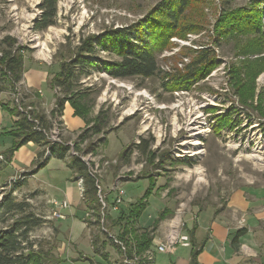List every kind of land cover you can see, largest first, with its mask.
<instances>
[{"label": "rangeland", "instance_id": "1", "mask_svg": "<svg viewBox=\"0 0 264 264\" xmlns=\"http://www.w3.org/2000/svg\"><path fill=\"white\" fill-rule=\"evenodd\" d=\"M42 1L0 0V41L9 37L12 51L23 57L19 81L0 71V107L6 108L0 109V201L9 194L28 204L23 214L41 219L29 234L39 253L33 264H123L128 250L132 254L136 248L128 238L130 229L125 236L129 244L119 237L124 230L116 217L132 207L150 179L153 192L135 232L150 230L153 241L181 232L184 221H195L201 211L214 212V223L228 232L246 225L241 221L247 215L264 211V0H190L170 36L161 38L163 43L157 37L160 44L152 51L159 70L145 78L112 77L109 63L120 57L112 46L97 44L98 39L116 28L145 23L149 16L151 23L171 24L155 11L167 0H57L54 24L36 29ZM156 31L165 35L156 27L148 29L151 38ZM89 37L94 50L79 52ZM203 51L210 54L206 64L196 60ZM79 58L90 62L76 64L78 79L69 94L73 104H65L73 114L74 106L78 108L74 116L84 125L69 129L63 110L51 115L63 92L48 82L60 64ZM195 66L202 72L190 82H175ZM44 75L42 88L28 85L27 78L37 83ZM19 112L36 123L45 115L56 142L43 133L45 139L68 145L66 157L49 158L37 170L47 146L28 142L11 155L18 131L14 121L22 120ZM93 124L100 130L83 137ZM202 129L207 132L192 134ZM194 137L200 144L187 143ZM143 140L155 158L138 150ZM128 148L127 157L122 156ZM42 150L44 155L37 158ZM195 150L201 152L193 154ZM73 156L95 174L96 207L85 204L83 178L67 167ZM118 186L125 194L117 212L110 202ZM237 191L244 192L251 208L228 205ZM63 200L67 208L59 207ZM165 207L173 214L159 219ZM254 228L264 230V219ZM115 239L131 245L125 254ZM144 252L135 251L138 264ZM168 257L159 254L156 263L166 264ZM176 264H182L179 258Z\"/></svg>", "mask_w": 264, "mask_h": 264}, {"label": "trees", "instance_id": "2", "mask_svg": "<svg viewBox=\"0 0 264 264\" xmlns=\"http://www.w3.org/2000/svg\"><path fill=\"white\" fill-rule=\"evenodd\" d=\"M56 1L57 0H43L41 3L42 15L37 23H35L36 29H44L49 25L54 24L53 19L56 16ZM190 0H167L166 2H161L155 7V11L158 12L161 19L166 18L171 21V24L168 23H151V17H148V20L145 23H139L135 25L126 26L123 28H116L114 31H109L105 34L104 37H99L98 43L99 45L106 47L108 44L114 48L116 54L119 55V61H113L109 63L108 73L115 78H128L133 76L139 77H151L158 70V64L153 53V49L155 46H158L160 42L158 40H162L161 43L164 42V38L170 36L171 28L176 27L177 18L181 15L184 9L188 6ZM246 16V15H245ZM151 18V19H150ZM248 26L252 25V23H247ZM150 23H146L149 22ZM149 24V25H147ZM145 26L147 32L143 31V27ZM143 27V28H142ZM156 27L162 28L165 31V35L161 36L159 33H155L154 37H150L149 31H155ZM257 28V27H255ZM170 29V30H169ZM257 31V29H255ZM132 31L135 32L134 36H131ZM161 31V32H163ZM156 36V37H155ZM163 38V39H161ZM92 37L88 38L87 41L83 42L81 45L79 52L90 53L94 50L92 44ZM11 39L9 37H5L0 41V71L4 73H8L9 76L13 79V81H19L22 77L23 72V57L17 51H12L13 43L10 42ZM2 44H5L3 47ZM210 58V54L206 51H203L199 54L200 64L204 61L206 64L207 60ZM210 61V60H209ZM88 59L79 58L75 59L73 62L62 63L59 66V70L55 72V78L51 79L48 84L51 88L59 87L63 96L56 99L55 108L51 111V115H54L55 111L61 113L64 108V104L66 101H69L71 104L73 101V97L69 95L72 93V90L77 82L78 76L75 71L76 64L77 66H83L86 63H89ZM203 64V63H202ZM198 72H202V70L195 66L190 68L187 71V74L184 75V79L175 78V82H190L193 79L192 76L197 74ZM1 110H5L6 108L1 106ZM74 106V114H78L77 110ZM6 111V110H5ZM12 111V110H11ZM13 114V111L11 112ZM22 113L19 112V115ZM22 116L21 121H14V125L18 128L17 133H14L15 141L12 143L11 148L8 150L10 154L14 153L22 145L33 142L37 146H47L48 154L47 157L42 161L37 162V170L44 167L49 160V158H57L64 159L66 157L68 151V145L61 143H50L47 142L43 131L41 129L48 130L52 123L45 117V115L39 116L40 123H36L26 118V116ZM40 128V129H38ZM99 127L97 124H93V126L87 128L84 131L83 137H88L89 132H97L99 131ZM148 141L143 140L142 142L137 144L138 150L145 154L147 157L150 153ZM128 148L125 152H123L122 156L127 157ZM45 151L37 153V158H41L44 155ZM151 157L155 158V154H152ZM67 167L74 173L75 176H79L83 178L84 181V196L82 199L85 204L90 207H96V191L97 187L95 185V176H92L88 170V166L84 161H82L79 157L73 156L68 162ZM36 172V171H35ZM149 179L152 178L150 175ZM154 182H151L146 188L145 192L138 197L135 203L132 204V207L129 208L127 212H120L117 218V222H119V226L121 225L124 232L119 234V237L126 242L125 236L128 233V229H130L132 237H128L133 246H135L136 251L142 252L150 249V246L153 241V236L150 234V230H142L140 231V235L137 234L139 230L135 227V223L142 213L143 209L147 205V200L149 196L153 192ZM16 188L15 186L13 189ZM28 204L24 201L16 202L14 197H11L9 194H5L0 201V264H33L37 261L38 251L34 249L33 241L30 239L29 234L36 226L40 225L41 219L28 212L23 214L27 209ZM170 209L163 208L158 218L162 219L166 215L170 213ZM21 214L20 216H18ZM158 220V219H156ZM155 220V221H156ZM121 223V224H120ZM121 229V230H122ZM122 230V231H123ZM136 231V232H135ZM244 230L238 229L236 231V236L234 240L243 234ZM190 245L191 238H190ZM127 248L131 245H126ZM192 258L190 264H195V257L200 250V246L198 248L195 245H192ZM127 255L131 257V250H128ZM59 261L57 260V263Z\"/></svg>", "mask_w": 264, "mask_h": 264}, {"label": "crops", "instance_id": "3", "mask_svg": "<svg viewBox=\"0 0 264 264\" xmlns=\"http://www.w3.org/2000/svg\"><path fill=\"white\" fill-rule=\"evenodd\" d=\"M26 80H28V85L38 89L42 88L41 83H45L46 76L44 75L39 78L37 83L28 78ZM62 115L69 129L80 128L84 125L81 118L74 116L73 109L69 103L64 105ZM228 205L241 211L251 208L250 201L246 199L242 191L235 192L230 197ZM168 209L171 212L165 218L173 214V209ZM142 213L139 218L142 217ZM196 217L195 221H184V227L181 229V232L179 231L181 234L188 235L189 245H178L173 253L156 252L155 264H157L156 258L159 254L169 256L166 264H176V259L178 258L182 264H190L193 252L192 245H195L196 248L200 246V250H198L195 257V264H264V230L254 228L260 219H264V211H258L242 218L241 222H245L246 225L236 227L230 232L214 223V212L201 211ZM166 227L167 224L164 223L161 233L166 230ZM241 228L244 230L243 234L234 240L236 231ZM190 238L192 245H190ZM171 256H174L175 260ZM162 264L165 263L162 262Z\"/></svg>", "mask_w": 264, "mask_h": 264}, {"label": "built area", "instance_id": "4", "mask_svg": "<svg viewBox=\"0 0 264 264\" xmlns=\"http://www.w3.org/2000/svg\"><path fill=\"white\" fill-rule=\"evenodd\" d=\"M38 129H40V128H38ZM41 130L43 131L44 134L48 135V137H49V139H51V141L56 142L55 139L52 137V135L49 136V130H45V129H41ZM57 142H60V141H57ZM89 172L91 173L92 176H94V173L91 170H89ZM96 187L99 189L98 182H96ZM124 194H125L124 190L121 187H119V198H114L113 210H117L118 205L122 204ZM99 201L102 203V205L105 204V199L103 200L100 197ZM68 206H69L68 202L65 200H63L59 204L60 208H67ZM118 211L119 210H117V212ZM60 217H62V216H60ZM107 217H108V214H107ZM103 220L104 219L102 217V221ZM114 241L119 246V249L122 251V254H125L126 250H127V246L125 245V243H123L122 241L117 240V239H115ZM178 245L188 246L189 245L188 235L181 234L180 232H175L174 234H172V241H160V242L152 241V244L150 247L157 249V252H159V253H173ZM132 248H133V252L131 254V257L125 256V257H123V260H129V261H132L134 264H138L137 262H139V261H138V259L135 258V251L136 250H134V247H132ZM140 264H142V262H140Z\"/></svg>", "mask_w": 264, "mask_h": 264}, {"label": "bare ground", "instance_id": "5", "mask_svg": "<svg viewBox=\"0 0 264 264\" xmlns=\"http://www.w3.org/2000/svg\"><path fill=\"white\" fill-rule=\"evenodd\" d=\"M69 1V0H68ZM132 112V109L131 111ZM190 129H194V127H191ZM207 132V129H202L201 131H199L198 133L194 134V132L192 133L193 135H198L199 133H205ZM187 143H191V144H200V141L194 137L192 138L191 140H189V142L187 141ZM198 152H201V150L199 151H193L192 153H198ZM94 162V161H93ZM106 162V161H105ZM98 168V167H97ZM90 170V168H89ZM92 170V169H91ZM199 171V170H198ZM95 176V174H94ZM82 179H80L81 181ZM84 182V181H83ZM81 187V186H80ZM82 188V187H81ZM84 189V188H83ZM116 190V191H115ZM114 195H113V198H112V201L110 202V204H112V206H114V198H119V186L114 188ZM111 193V192H110ZM106 203L104 205H102V207L104 206L105 207ZM90 211V210H89ZM99 219V218H98ZM167 236V235H166ZM163 241H172V235L170 237H165V239ZM154 251L157 252V249H154L153 247H150V249L146 250L143 254V257L141 258L142 260V264H154ZM136 259H138L136 256H135ZM124 263L123 264H134L132 261H129V260H123Z\"/></svg>", "mask_w": 264, "mask_h": 264}]
</instances>
